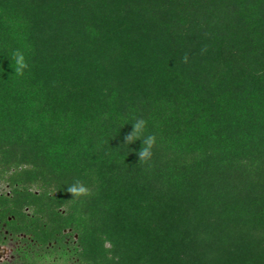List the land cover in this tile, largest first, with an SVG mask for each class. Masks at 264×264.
Here are the masks:
<instances>
[{"label":"trees","instance_id":"obj_1","mask_svg":"<svg viewBox=\"0 0 264 264\" xmlns=\"http://www.w3.org/2000/svg\"><path fill=\"white\" fill-rule=\"evenodd\" d=\"M0 182V264H264V0H0Z\"/></svg>","mask_w":264,"mask_h":264},{"label":"clouds","instance_id":"obj_2","mask_svg":"<svg viewBox=\"0 0 264 264\" xmlns=\"http://www.w3.org/2000/svg\"><path fill=\"white\" fill-rule=\"evenodd\" d=\"M11 61H14V67L12 66V68L18 76H23L25 71L29 69V64L27 63L25 54L20 49H16L12 52ZM182 62H188L187 54L182 57ZM132 124L133 131L125 137V144H131L138 139L142 140L143 146L138 152L140 164H148L149 167H151L150 161L153 156V148L156 145L157 137L155 134L145 135L147 121L143 117L136 118ZM67 192L72 194L74 197L73 200L91 195V191L88 186L79 179H76L72 184L68 185Z\"/></svg>","mask_w":264,"mask_h":264},{"label":"rangeland","instance_id":"obj_3","mask_svg":"<svg viewBox=\"0 0 264 264\" xmlns=\"http://www.w3.org/2000/svg\"><path fill=\"white\" fill-rule=\"evenodd\" d=\"M0 189L5 190L7 189V185L3 182H0ZM22 235L21 237H23ZM20 244V241L12 242L11 244H0V262L3 260H9L13 257L14 250L18 245ZM46 264H49L47 262ZM67 264H73V263H67Z\"/></svg>","mask_w":264,"mask_h":264},{"label":"flooded vegetation","instance_id":"obj_4","mask_svg":"<svg viewBox=\"0 0 264 264\" xmlns=\"http://www.w3.org/2000/svg\"><path fill=\"white\" fill-rule=\"evenodd\" d=\"M4 261V260H3ZM2 262V261H1Z\"/></svg>","mask_w":264,"mask_h":264}]
</instances>
